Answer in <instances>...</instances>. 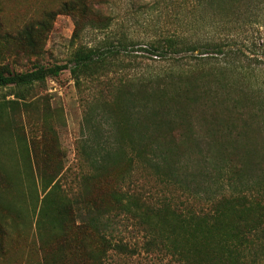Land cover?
I'll use <instances>...</instances> for the list:
<instances>
[{"label": "trees", "instance_id": "trees-1", "mask_svg": "<svg viewBox=\"0 0 264 264\" xmlns=\"http://www.w3.org/2000/svg\"><path fill=\"white\" fill-rule=\"evenodd\" d=\"M237 1L216 19L224 29L264 11V0ZM61 12L74 16L75 36L87 25L104 27L110 20L85 0H64L14 32H0V87L14 88L23 99L65 70L77 85L104 74L110 48L80 46L65 63L39 62L24 71L4 63L9 49L2 40L19 52L39 54ZM225 37L202 43L170 37L163 52L200 51L203 56L196 58L203 61L178 77H145L135 88H110L105 112L97 115L93 108L86 116L88 134L79 149L91 172L82 175L72 195L62 190L60 163L53 173L40 172L49 188L37 224L44 264H113L114 257L143 253L170 264H258L254 251L264 238V86L255 68L226 48ZM151 81L158 84H147ZM6 107L0 102V119ZM135 170L193 200L149 193L143 184L133 189ZM199 175L209 185L201 186ZM3 181L10 184L7 174H0V260L5 261L13 240L9 228L16 230L20 220L5 200ZM226 185L232 190L224 192ZM122 218L138 236L119 233Z\"/></svg>", "mask_w": 264, "mask_h": 264}, {"label": "rangeland", "instance_id": "rangeland-1", "mask_svg": "<svg viewBox=\"0 0 264 264\" xmlns=\"http://www.w3.org/2000/svg\"><path fill=\"white\" fill-rule=\"evenodd\" d=\"M62 1L0 0V32H14L45 11L57 10ZM85 1L89 9H100L109 16L107 26L96 28L87 25L75 36L74 16L61 12L56 16L39 54L19 52L2 40L9 49L4 63L8 62L17 71L27 70L39 62L46 65L65 63L80 46L102 50L110 48L114 52L107 59L103 75L95 79L85 77L80 85L76 84L70 71L65 70L25 92L23 99L16 97L14 88L0 87V102L7 106L4 117L0 119V174H7L10 178L9 185L2 182L6 190L3 195L12 208V214L18 215L20 220L16 230L9 228L13 238L8 244L11 256L5 261L0 260V264H44L39 236L42 225L38 227L37 224L43 197L49 188L45 189L40 172L53 173L55 164H61L63 192L69 196L80 187L82 175L91 172L79 149L88 134L85 119L93 108L96 114L105 112L102 105L109 99L110 88L121 85L135 88L145 77H178L180 72L203 61V58H196L203 56L200 51H183L175 55L163 52L168 38L202 43L224 39L226 34V48L236 51L244 64H251L258 84L261 81L264 86V20H261L264 19V11L261 9L257 11L258 17L246 18L224 29L216 19L232 6L233 0H226L221 5L218 2L209 4L208 0ZM242 1L245 0L237 3ZM176 77L172 79L176 81ZM147 84L156 85L158 81ZM106 122L103 121L104 128L108 126ZM252 176L259 177L258 174ZM133 180L136 181L133 189L143 184L149 193L193 200L182 190L165 186L155 176L139 170L134 171ZM198 180L201 186L209 185L206 184L208 178L204 176L199 175ZM99 187L95 185V190ZM225 187L224 192L232 190L229 185ZM124 222L122 218L118 223L119 233L127 239L138 236L136 230L126 229ZM263 241L264 238L254 251L258 264H264ZM112 263L170 264L168 258L159 261L146 253L133 258L114 257Z\"/></svg>", "mask_w": 264, "mask_h": 264}]
</instances>
